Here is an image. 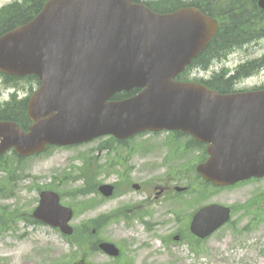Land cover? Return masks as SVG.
Wrapping results in <instances>:
<instances>
[{"label":"water","instance_id":"obj_1","mask_svg":"<svg viewBox=\"0 0 264 264\" xmlns=\"http://www.w3.org/2000/svg\"><path fill=\"white\" fill-rule=\"evenodd\" d=\"M264 6V1L261 2ZM215 20L195 8L151 12L133 0H49L29 23L0 37V72L36 76L40 88L28 104V133L0 122V155L20 156L47 146H69L102 136L126 139L149 131H181L208 144L197 172L218 186L264 174V90L221 95L174 79L207 46ZM140 89L112 101L116 93ZM110 196V186L100 187ZM210 206L195 217L204 237ZM227 212V210H225ZM34 217L71 233V211L54 193H42ZM215 224V225H213ZM117 256L110 244H101Z\"/></svg>","mask_w":264,"mask_h":264},{"label":"rangeland","instance_id":"obj_2","mask_svg":"<svg viewBox=\"0 0 264 264\" xmlns=\"http://www.w3.org/2000/svg\"><path fill=\"white\" fill-rule=\"evenodd\" d=\"M13 1L0 0V9ZM179 1L184 3L189 0ZM259 22L261 25H256L252 34L245 32L237 35L239 40L249 38L251 40L225 56H220L209 71L194 69L188 79L197 78V81H203L209 78L213 71L223 67L232 72L242 69L243 72L254 73L250 68L251 62L264 60V20ZM257 35L263 36L259 39L252 38ZM19 86L25 88L20 89L21 91L30 92L27 81L20 82ZM263 87L264 70L239 81L234 89L248 91ZM2 89L4 88L0 87V91ZM2 104L3 99H0V106ZM187 141L184 137L167 138L163 133L158 136L140 137L128 145L125 144L126 147L113 146V149L108 150H99L100 144L106 142V139H103L70 149H51L48 153L26 161L5 159L6 162L0 164L4 169V171L0 169V192L6 194L5 197L0 196V217L10 216L12 212H17L16 209L22 215H28L37 204L39 193L37 186L57 188L58 185L57 189L63 193L65 205L74 202L82 204L86 197L96 202L93 209L84 211L81 216L77 215L73 224L101 217L99 220L101 229L98 230L97 236L113 242L122 253V261L114 264H264V217L257 223L255 231L251 230L249 235L241 233L238 238L233 239L227 231L220 232L207 242L194 243V251L188 249L185 242L171 244V235L176 234L174 232L176 229L186 228V217L199 206L205 203L237 205L236 203L245 201L249 195V188L228 191L202 188L201 181L195 174V166L203 151L197 150L192 144L185 146ZM126 150L129 151L128 155ZM117 157H120L121 165L111 166L110 162H115L114 159ZM88 163L92 169H99L96 173L97 185L111 184L117 179L116 175H121V172L127 169L125 175H129V187L125 185L120 188L121 190L127 188L125 195L113 199H104L99 194L79 195L81 187V182L77 178L79 169ZM11 175H22L23 179L12 183L8 180ZM54 177H59L63 182L58 184L57 180H53ZM170 177L177 179L178 186L181 187L192 183L194 194L203 193V196L182 195L176 196L172 201L164 199L150 204L144 203L142 199L144 196L130 187L132 183L140 184L143 180L149 182L155 179L157 183L148 185L147 189L153 194L152 188L162 187ZM190 203L192 208L189 206ZM124 206L131 207L129 211L127 210L128 221L122 218L107 221L108 215L117 211L119 207H121L119 213L126 214ZM0 224H5V220L1 222L0 219ZM13 225L14 238L0 239V257L5 256L8 259L14 252L19 262L22 260L23 264L27 259H30L32 264H74L82 257L83 252H75L74 247L62 240L58 232L48 227L33 225L26 227L22 221ZM93 227L95 224L91 223L90 229ZM11 231L5 234L10 236ZM162 241L167 242L168 246ZM73 253H76L75 258H71ZM87 260L91 264L112 263L100 252L90 254Z\"/></svg>","mask_w":264,"mask_h":264},{"label":"flooded vegetation","instance_id":"obj_3","mask_svg":"<svg viewBox=\"0 0 264 264\" xmlns=\"http://www.w3.org/2000/svg\"><path fill=\"white\" fill-rule=\"evenodd\" d=\"M250 1L253 4L252 10L255 11L257 9V4H258L259 0H250ZM25 97H26V95L21 96V98H23V99H25ZM9 114H10V117H8V118H14L18 122H21V123L24 122V112L23 111H18V110H16L15 107H13ZM23 124H25V127H23V128L26 129L28 127V125L26 126V124H27L26 121ZM176 135H180V134H176ZM198 147H199L198 150H201L203 148L200 145H198ZM127 152L129 154L128 150H127ZM7 156H10V157H7ZM203 156H204V154L202 152L201 158ZM9 158H15V159H18V161H20L19 158H17L16 155L13 156V152L10 151L8 153L3 154L0 157V163H2V162L5 163L6 162L5 159H9ZM125 174H126V172L123 175H116L117 179L114 180V183H113L115 189H116V187H120V185H125V184L128 185L129 175H125ZM190 178L191 177H187V179H190ZM20 179L21 180L23 179L22 176H20V175L19 176L15 175L14 177L11 178V180H15L17 182L20 181ZM200 181H201L200 186H202V188L204 187V185L207 186V188H211V186L204 184L201 179H200ZM154 183H157L155 179H153L152 181H149V182H146L145 180H143V181H141L140 184H134V185H138L139 190L145 192V191H147V188L149 187L148 185L151 186ZM19 184L20 183H18V185ZM134 185H132V186H134ZM178 185H179V182L177 181V179L170 177L169 179H167V183L164 182L162 184V187L152 188L153 194L148 193V201L147 202L151 203V201L155 202V201L161 200V199H166V200L172 201L176 196H178V194H183V195L189 196V197L198 196L200 194V193L194 194L195 189H194V186L192 183H189L185 187H181ZM181 188L185 189V190L180 192V193L177 192V190L181 189ZM242 188H249V195H248L247 199L241 203H236L237 205L222 204L224 206L229 207L231 218L217 232L213 233L207 239H204V240L197 239L191 233V222H192L193 216L195 215V212L192 211L190 213V215H188V217H186V219H187L186 228H183V229L179 228V229H176V231H174L176 233V236H175L174 240H172L171 244L172 245H178V244H184V242H185L188 249H192L194 242L199 243V244L207 242L211 237H213L214 235H216L217 233H219L222 230H224V232L227 231L229 236L232 237L233 239L238 238L241 233H245V234L249 235V234H251L250 233L251 230L255 231V229L257 228V223L259 221H261V219L264 217V178H251L247 181L240 182V183L236 184L235 186H233L232 189H242ZM212 189L216 190V191H223V190L228 189V188H222V189L212 188ZM1 194L4 195V193L0 192V195ZM191 200H192V198H191ZM189 206L192 208L193 207L192 203H190ZM125 212H127V209L125 210ZM175 216H176V214H175ZM0 219H1V222H3L5 220V224H0V226H1L0 229H3V232L6 231L3 234H0V239H4V240L13 239L14 233H15V228H14L13 224L16 223L15 219L13 218V215L10 217H8L7 215H4V216L0 217ZM21 220L24 222V225L26 227H29L30 225L33 224V220L29 217V215L21 218ZM176 220L178 222L177 216H176ZM86 224H87V222L80 221L78 223V225H76V227L78 226L80 233H83V234L86 233V231H85ZM226 227H228L227 230H226ZM240 227L242 229L239 230L238 228H240ZM9 230H12V231L10 233V236H7L5 233H7ZM92 233L95 234V230H92ZM60 238L62 240L65 239L62 235H60ZM82 239L77 237L73 242L79 250L83 251V256L81 257L80 261H77L75 264H91L87 260V258L89 257L90 254L96 253V249H98L99 243H101L104 239H100L96 236H91V237L85 236L86 241H82ZM12 242H14V241H12ZM3 243H5V242H3ZM164 245L168 246V244H166V242L164 243ZM13 254H12V257H10L8 259L4 255H3L4 257H0V264H23L22 260H20V262H19V259L17 258L16 254L14 252H13ZM4 258H6V259L3 260ZM20 258H23V257H20ZM110 260H113V259H110ZM25 264H32V262L30 261V259H27Z\"/></svg>","mask_w":264,"mask_h":264},{"label":"trees","instance_id":"obj_4","mask_svg":"<svg viewBox=\"0 0 264 264\" xmlns=\"http://www.w3.org/2000/svg\"><path fill=\"white\" fill-rule=\"evenodd\" d=\"M249 0H236L229 3L228 0L224 3H218L216 8L213 4L205 5L203 4L200 8L201 11L209 16L219 19L221 27L217 32L213 42L210 47L203 53L200 58L208 59L204 64H197L202 68H206L210 57H215L218 53L222 52L225 54L228 50L236 45L237 35L241 34L239 32L232 33L236 28H240L242 34L248 33L252 26L250 25L253 17L254 20L257 19L258 12L256 15L252 16V6L248 3ZM42 5V0H30L24 6H20L17 9L11 6H7L0 12V35L5 32L19 26L23 25L31 20V17L37 13L38 9ZM251 6V8H250ZM183 7L177 0L162 1L161 3L154 4L152 9L158 13H167L177 10ZM245 13L247 15H245ZM259 17V16H258ZM259 20V19H257ZM238 21V22H237ZM237 26V27H236ZM196 64V61L195 63ZM3 79L7 81L8 77L3 76ZM33 78V77H31ZM181 78H183L181 76ZM10 79V78H9ZM32 80H36L33 78ZM234 78L225 79L222 75L216 76L213 80L204 83L207 87L216 90L220 93H227L231 91V86ZM37 81V80H36ZM135 91L131 93H121L113 97V100H121L130 96H133ZM94 182V177H88L85 187L79 190V194L85 195L93 189H90L92 183Z\"/></svg>","mask_w":264,"mask_h":264},{"label":"bare ground","instance_id":"obj_5","mask_svg":"<svg viewBox=\"0 0 264 264\" xmlns=\"http://www.w3.org/2000/svg\"><path fill=\"white\" fill-rule=\"evenodd\" d=\"M229 1V3L230 2H232V1H236V0H228ZM238 22V21H237ZM237 27V26H236ZM240 28H236L235 30H233L232 31V33H234V32H239V33H242V31L241 30H239ZM237 38H238V36H237Z\"/></svg>","mask_w":264,"mask_h":264}]
</instances>
